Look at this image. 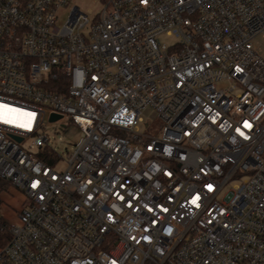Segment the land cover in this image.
Returning a JSON list of instances; mask_svg holds the SVG:
<instances>
[{
	"label": "built area",
	"instance_id": "2783aa9c",
	"mask_svg": "<svg viewBox=\"0 0 264 264\" xmlns=\"http://www.w3.org/2000/svg\"><path fill=\"white\" fill-rule=\"evenodd\" d=\"M100 3L0 0V177L30 201L0 264H264V0ZM52 114L83 132L60 172Z\"/></svg>",
	"mask_w": 264,
	"mask_h": 264
},
{
	"label": "rangeland",
	"instance_id": "374dc122",
	"mask_svg": "<svg viewBox=\"0 0 264 264\" xmlns=\"http://www.w3.org/2000/svg\"><path fill=\"white\" fill-rule=\"evenodd\" d=\"M73 6H78L83 12L87 13L91 21L102 8L100 0H69L67 8H64L59 13L58 26H63L66 23L70 9ZM161 40L167 44L175 42L174 38L165 36H163ZM255 47L264 57V32L256 38ZM153 115V110L150 108L147 109L145 116L150 120V127L143 130H145L147 134L160 135L162 132L160 128L161 122L153 119ZM41 132L49 139V147L45 149L48 156L46 161L59 172L65 170L67 166L65 161L67 155L72 150L73 146L83 137L82 130L71 121L50 122L47 118L46 125ZM54 149L56 151H54ZM1 196L3 201L0 205V217L6 219L10 224L16 225L18 223L19 213L30 205V201L14 186L7 192H3Z\"/></svg>",
	"mask_w": 264,
	"mask_h": 264
},
{
	"label": "trees",
	"instance_id": "16d2710c",
	"mask_svg": "<svg viewBox=\"0 0 264 264\" xmlns=\"http://www.w3.org/2000/svg\"><path fill=\"white\" fill-rule=\"evenodd\" d=\"M40 158L42 160H47L44 156H42ZM12 186L13 185H12L11 181H9L8 179L0 177V205L2 204V201H3L1 194L3 192H7ZM0 222H1L2 226L4 227L3 229L0 230V245H3L5 243H7L10 239V234H9L8 228H10L12 224H10L3 217H0Z\"/></svg>",
	"mask_w": 264,
	"mask_h": 264
},
{
	"label": "snow or ice",
	"instance_id": "6c2138e0",
	"mask_svg": "<svg viewBox=\"0 0 264 264\" xmlns=\"http://www.w3.org/2000/svg\"><path fill=\"white\" fill-rule=\"evenodd\" d=\"M5 107H6L5 105H0V119H2L4 117V113H3L2 109L5 108ZM11 111H18V110H11ZM28 115L31 116V115H34V114L29 113ZM245 127H250V125H248L247 122H246L245 123ZM241 135H243V133H241ZM35 186L36 185L34 184L33 187H35ZM209 187H211V186H209ZM198 199H199V197H196L195 199H193L191 201V203L195 205L197 203Z\"/></svg>",
	"mask_w": 264,
	"mask_h": 264
},
{
	"label": "water",
	"instance_id": "95a60500",
	"mask_svg": "<svg viewBox=\"0 0 264 264\" xmlns=\"http://www.w3.org/2000/svg\"><path fill=\"white\" fill-rule=\"evenodd\" d=\"M60 118H61V116L56 115V114H52L50 120L52 122H55V121L59 120Z\"/></svg>",
	"mask_w": 264,
	"mask_h": 264
}]
</instances>
